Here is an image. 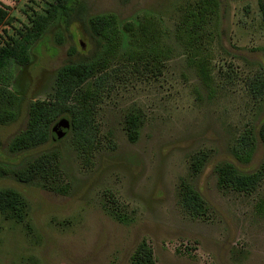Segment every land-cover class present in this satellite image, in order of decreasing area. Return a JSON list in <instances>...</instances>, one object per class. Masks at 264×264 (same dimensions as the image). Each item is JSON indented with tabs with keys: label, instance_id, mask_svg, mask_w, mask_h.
Wrapping results in <instances>:
<instances>
[{
	"label": "rangeland",
	"instance_id": "1",
	"mask_svg": "<svg viewBox=\"0 0 264 264\" xmlns=\"http://www.w3.org/2000/svg\"><path fill=\"white\" fill-rule=\"evenodd\" d=\"M53 1L0 0L9 14L0 45L19 38ZM83 1L86 17L114 14L121 26L154 16L171 52L159 68L128 62L123 54L130 36L123 30L119 51L83 86L97 91L86 130L76 136L68 112L64 139L11 152L12 139L27 126L30 103L52 97L59 67L98 48L84 22L67 26L59 18L34 43L30 63L16 66L7 86L17 118L0 124V165L8 169L0 188L19 190L29 204L23 221L0 212V264H133L143 241L152 248L148 264H264V177L252 191H240L221 187L217 173L225 161L264 172V141L258 137L264 97L251 89L264 72L260 0H223L213 89L176 39L184 7L196 0ZM131 113L140 118L135 142L127 130ZM250 129L256 149L251 161L242 162L236 151ZM44 153L54 160L49 179L18 181L15 172ZM188 185L203 198L202 214L184 205Z\"/></svg>",
	"mask_w": 264,
	"mask_h": 264
},
{
	"label": "trees",
	"instance_id": "2",
	"mask_svg": "<svg viewBox=\"0 0 264 264\" xmlns=\"http://www.w3.org/2000/svg\"><path fill=\"white\" fill-rule=\"evenodd\" d=\"M222 2L223 0H196L188 3L176 29V39L185 47L189 64L196 68L202 82L212 89L214 44L221 35L223 22ZM260 10L264 23V0H260ZM86 14L87 7L83 0H54L46 13L38 14L32 20V25L20 32L19 38L12 43L0 45V124L5 125L18 115L13 108L15 96L7 87L15 76V67L30 63L32 46L52 23L59 18L68 26L80 20L98 41L97 51L93 55L70 58L59 67L51 98L30 103L27 126L12 139L9 145L11 152L31 150L39 145L57 143L64 139L67 135L62 139L54 138L52 129L60 119H68V112L72 115L71 124L75 135L79 136L86 130L90 124L89 113L96 104L97 91L89 88L83 90V86L105 68L109 58L119 51L123 43V30L130 36L129 47L123 54L128 62L148 61L153 68H159L171 52V49L165 48L161 43L163 27L154 16L147 15L138 23L126 20L121 26L114 14H95L89 17ZM8 21L9 14L0 4V29ZM262 51L264 55V47ZM100 80L101 77H98L97 84ZM251 89L256 97H264V72L253 79ZM74 99L75 102H72ZM6 103L8 106H4ZM139 125V116L131 113L127 119V130L132 142L138 140ZM258 137L264 141V119L259 125ZM255 149L256 138L250 129L240 137L236 156L242 162H249ZM53 162L51 155L44 153L18 169L14 175L18 181L27 184L40 178L48 180L55 172ZM201 164L197 159L196 171H200ZM6 173L8 169L0 165V176ZM217 173L221 187L231 186L240 191H252L264 177L263 171L245 172L231 161L220 164ZM183 200L184 205L195 215L202 214L204 201L194 187H186ZM28 207L27 198L19 190L12 187L0 188V212L7 218L23 221ZM259 207L264 212V200ZM151 259V246L145 241L139 243L133 255V264H148Z\"/></svg>",
	"mask_w": 264,
	"mask_h": 264
},
{
	"label": "water",
	"instance_id": "3",
	"mask_svg": "<svg viewBox=\"0 0 264 264\" xmlns=\"http://www.w3.org/2000/svg\"><path fill=\"white\" fill-rule=\"evenodd\" d=\"M70 128V124L65 119H60L54 126H53V135L54 138L62 139L64 138Z\"/></svg>",
	"mask_w": 264,
	"mask_h": 264
}]
</instances>
